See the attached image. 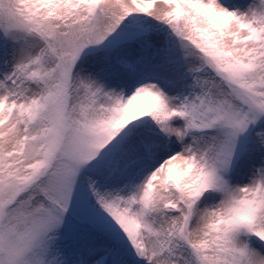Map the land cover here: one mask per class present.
Returning <instances> with one entry per match:
<instances>
[{
  "label": "snow or ice",
  "instance_id": "snow-or-ice-1",
  "mask_svg": "<svg viewBox=\"0 0 264 264\" xmlns=\"http://www.w3.org/2000/svg\"><path fill=\"white\" fill-rule=\"evenodd\" d=\"M0 264H264V0H0Z\"/></svg>",
  "mask_w": 264,
  "mask_h": 264
}]
</instances>
